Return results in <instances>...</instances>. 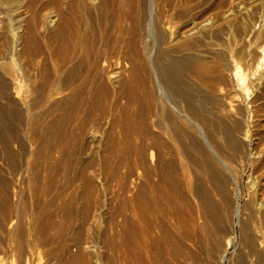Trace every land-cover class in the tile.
I'll return each instance as SVG.
<instances>
[{"label": "bare ground", "instance_id": "6f19581e", "mask_svg": "<svg viewBox=\"0 0 264 264\" xmlns=\"http://www.w3.org/2000/svg\"><path fill=\"white\" fill-rule=\"evenodd\" d=\"M234 227L264 264V0H0V264H210Z\"/></svg>", "mask_w": 264, "mask_h": 264}, {"label": "rangeland", "instance_id": "374dc122", "mask_svg": "<svg viewBox=\"0 0 264 264\" xmlns=\"http://www.w3.org/2000/svg\"><path fill=\"white\" fill-rule=\"evenodd\" d=\"M256 26L258 27V25L256 24ZM241 165V164H239ZM237 170H239L238 174H240V185L241 187L243 188V193L244 195L247 194L248 192V188H249V180H248V172L245 171V173L243 174L241 172V168L240 166H237L236 167ZM28 193V192H27ZM245 200V197L244 199L241 201V204L244 202ZM240 231L237 227H234V230H233V234H232V237L234 238V241H233V245L232 247L227 251L226 255L224 258H221V255H217L216 258H213L211 260V263L210 264H234L236 262V256H237V249L239 247V244H240ZM9 260L5 258V261L3 260L4 263L8 262ZM37 263V261L35 262V264Z\"/></svg>", "mask_w": 264, "mask_h": 264}]
</instances>
